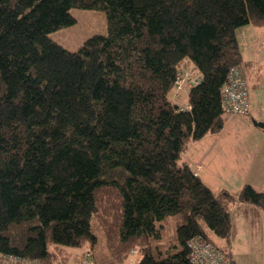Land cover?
<instances>
[{"label": "trees", "instance_id": "obj_1", "mask_svg": "<svg viewBox=\"0 0 264 264\" xmlns=\"http://www.w3.org/2000/svg\"><path fill=\"white\" fill-rule=\"evenodd\" d=\"M73 8L108 26L77 51L50 36ZM247 24L264 26V0H0V264L66 263L69 246L95 264L134 247L135 264H192L196 237L236 264L230 204L260 219L264 190L216 192L184 158L224 128L231 68L254 88L264 75L240 50ZM185 71L198 79L181 105Z\"/></svg>", "mask_w": 264, "mask_h": 264}, {"label": "rangeland", "instance_id": "obj_2", "mask_svg": "<svg viewBox=\"0 0 264 264\" xmlns=\"http://www.w3.org/2000/svg\"><path fill=\"white\" fill-rule=\"evenodd\" d=\"M71 12L77 19L76 23L73 25L64 26L50 33L51 38L65 46L67 49L71 51H77L89 37L95 34L107 33V17L104 11L73 8ZM237 34L240 50L242 51L244 58L253 60V63L255 64L262 63L264 66V26L247 24L238 28ZM261 72L264 73V70ZM252 81L253 78L249 79L248 84L251 85ZM254 81L259 85L258 87L251 89V91L254 90L256 92L260 88L258 94H264V75H262V77L259 79L254 78ZM188 87L189 82L182 83L180 86H178V88L176 86L175 94H178L177 102L181 105L186 103V90L188 89ZM226 116L240 118V116L238 115H229V113H226ZM236 122L238 123V125H240L228 126L224 129V135L209 137L206 141L199 145L198 152H202V150L208 152L207 161H205V169H207V171L213 169L215 160H224L226 145H229V147L236 153L235 159H239L238 153L239 151H242V148L240 146L241 140L237 138V135H227L226 133H237L239 132V130L248 132L253 131L252 129L254 128L250 127L244 122ZM192 151L193 147L191 148L189 153H191ZM190 156L192 157V154H190ZM238 161L239 160H236V162ZM224 165L225 164L223 163V165L220 167L222 174L227 173L226 170L224 173L222 169ZM226 165H228L227 162ZM201 167V163L197 162V164H195L196 172L198 170H201ZM239 167L243 169V165H240ZM205 175L206 174L204 173L203 178H205ZM210 178L212 180H209V183L212 184L215 190L212 187L211 188L214 191H218L219 189H221L222 181L219 180L218 177L213 176V172L210 173ZM232 185L236 184L232 183ZM232 190L237 191L236 188H232ZM231 212L237 228V236L233 242V255L235 260L238 264H263L264 216L260 213L262 215V218L258 219V217L255 216V221H253L251 217L246 218L242 213V210L240 209L237 210L236 208L231 207ZM249 214H252L253 216V212H250ZM86 248L87 247H66V250L72 253V255L68 258L66 263L62 261L61 264H78L77 258L80 255L81 259L82 254L84 255V253L86 252ZM138 251V247H134L131 250L129 259L127 260L126 264L136 263L139 256ZM7 260L10 261V258Z\"/></svg>", "mask_w": 264, "mask_h": 264}, {"label": "crops", "instance_id": "obj_3", "mask_svg": "<svg viewBox=\"0 0 264 264\" xmlns=\"http://www.w3.org/2000/svg\"><path fill=\"white\" fill-rule=\"evenodd\" d=\"M249 87H251L250 95H249L250 113L244 117L240 116V118L227 117L224 128L221 131L217 133L208 134L201 140L194 142L193 144H191L190 149L185 154L184 159H186V161L190 165H192L194 168L197 162L201 163L202 167H201V170H198V174L214 190L215 188L212 186L211 183H209V180H212L210 178L211 172H213V176L218 177V179L222 181V184H221L222 187L218 191L222 189H226L232 193H238L240 188L245 183H249V182L256 188L260 190H264V127H261L255 124L256 122L264 121V94H260V95L258 94V91L260 90V88L255 92L254 90L251 91L252 88L254 89V86L253 87L249 86ZM236 121L244 122L248 124L250 127L254 128L252 129L253 131H248V132L239 130V132L237 133H226L227 135L228 134L237 135V138L241 140L240 146L242 148V151H239L238 153L239 159H235L236 153L229 147V145H226L224 160L223 161L215 160L213 164V169H210L207 171V169H205V161H207L208 152L203 151V150L202 152L201 151L198 152L199 145L202 144L204 141H206L209 137L224 135L225 134L224 129L226 127L238 125ZM192 147H193V151L189 153ZM190 154H192V157L190 156ZM236 160H239V161L236 162ZM226 162L228 163V165H226ZM223 163L226 166L224 165L222 169L224 173H225V170L227 171L226 174L221 173L220 167L223 165ZM240 165H243V169L239 167ZM204 173L206 174L205 178H203ZM232 183L236 185H232ZM232 188H236L237 191H233ZM235 206L236 205L234 203L230 204V208L231 207L236 208ZM261 214L263 215L262 212ZM261 214H260V219L262 218ZM236 231H237V228H236ZM236 236L237 235H235V238ZM235 238L233 239L229 247L232 251V255L234 251L233 242ZM220 243L222 245H225L224 240H220ZM233 258H234V255H233ZM235 263L238 264L236 260H235Z\"/></svg>", "mask_w": 264, "mask_h": 264}, {"label": "built area", "instance_id": "obj_4", "mask_svg": "<svg viewBox=\"0 0 264 264\" xmlns=\"http://www.w3.org/2000/svg\"><path fill=\"white\" fill-rule=\"evenodd\" d=\"M196 76L185 71L179 75L177 88L185 82L197 81ZM249 86L240 65L233 66L228 78L222 87V107L229 115L247 116L250 113ZM178 97V94L176 93ZM198 173V171H197ZM190 261L192 264H230L226 254L209 240L196 237L190 243ZM13 264H42L40 260L29 258L10 257ZM81 264H95L92 251L87 249L82 257Z\"/></svg>", "mask_w": 264, "mask_h": 264}, {"label": "water", "instance_id": "obj_5", "mask_svg": "<svg viewBox=\"0 0 264 264\" xmlns=\"http://www.w3.org/2000/svg\"><path fill=\"white\" fill-rule=\"evenodd\" d=\"M259 126H263L264 127V121H259V122H256Z\"/></svg>", "mask_w": 264, "mask_h": 264}]
</instances>
